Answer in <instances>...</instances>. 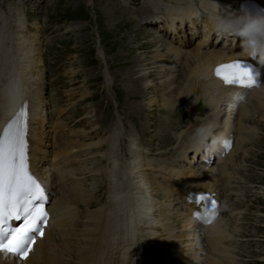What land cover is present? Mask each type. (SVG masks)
Masks as SVG:
<instances>
[{
  "label": "bare ground",
  "instance_id": "bare-ground-1",
  "mask_svg": "<svg viewBox=\"0 0 264 264\" xmlns=\"http://www.w3.org/2000/svg\"><path fill=\"white\" fill-rule=\"evenodd\" d=\"M239 1H144L158 18L147 29L154 34L148 41L151 47L142 46L155 56L135 60V69L129 64L127 73L138 69L137 76L130 79L132 83L141 80L148 90L151 78H156L150 69H155L162 90L172 94L163 102L148 96L147 104L160 105L168 115L182 107L199 124L186 127L176 120L172 124L170 119L166 133L170 126L174 129L170 140L163 137L161 146L168 145L156 152L144 150L131 129L132 135L125 137L126 127L118 117L107 130L97 117L94 125L98 124L96 130H102L105 137L94 143H78L70 135L64 142L62 115L66 108L58 109L57 117L50 114L44 72L38 73L43 58L40 27L34 24V32L29 31L15 4L0 10V130L8 104L27 100L29 163L46 190L53 213L35 257L21 263L0 255V264H131L138 253H144L147 264H234V240L245 216L242 210H229L226 219L220 212L215 224L205 229L191 217L192 206L183 201L190 194L194 198L203 193L225 202L227 208L229 203L240 204L253 188L247 181L250 177L246 180L243 174L251 168L246 161L254 157V148L260 149L262 144L258 136L264 134V86L234 95L231 88L219 89L221 82L213 75L217 64L242 59L235 29L225 26L228 34H222L214 25L222 16L232 21V10ZM254 1L264 8V0ZM205 24L208 32L204 37ZM188 35L191 41L185 42ZM233 46H237L236 53L230 51ZM260 58L264 71V51ZM139 87L135 83V89ZM238 95L245 98L238 100ZM50 116L54 117L52 124ZM223 131L228 139L232 133L234 144L218 159L212 150L217 149ZM86 178L90 182L87 188ZM259 195L264 197V191Z\"/></svg>",
  "mask_w": 264,
  "mask_h": 264
},
{
  "label": "rangeland",
  "instance_id": "rangeland-1",
  "mask_svg": "<svg viewBox=\"0 0 264 264\" xmlns=\"http://www.w3.org/2000/svg\"><path fill=\"white\" fill-rule=\"evenodd\" d=\"M144 1L0 0V10H5L12 4L17 6L29 31L34 32V24L40 27L38 30L42 36L43 58L42 67L38 69V73L44 72L46 99L51 103L47 102L50 114L53 113V116L57 117L56 111L66 108L64 114H60V116L63 114L62 118L65 119H62L65 121L64 128L66 129L64 142L70 140L69 135L75 142L85 144L94 143L105 137L104 134H100L102 130H96L98 124L94 125V123H96L97 117V122L101 120L105 130L111 126L112 121L117 122L118 117L126 127L125 137L132 135L129 132L133 130L138 135L144 150L153 148L155 152L168 145L161 146L162 141L165 140L163 137L171 136L174 129L173 126H170L166 133L170 119L172 124L177 122L186 124V127L190 124L199 127V124L187 116L182 107H179L177 112L168 115L160 105L147 104L148 96L153 97L156 101L161 99L163 102L166 97L168 98L172 94L162 90L159 81L156 80L159 75L155 69H150L155 71L156 74L153 71L152 74H155L156 78H151L153 82L150 87L152 88L148 90L144 89L141 80L138 82L134 80V83L131 81L137 76L136 70L138 69L134 73L131 69L130 75L127 73L131 66H135V60L148 61L150 57L155 56L154 52L150 54L142 46L151 47L148 41L153 38L154 34H150L147 29L149 24L158 18L155 16V12L150 10V3L147 7ZM106 11L109 12L113 20L108 18ZM117 20L119 22H113ZM132 27H135L134 32H131ZM179 35L183 40L182 35L178 34V37ZM187 39L191 41V36L184 37L185 42ZM169 42H172V39ZM162 49L160 48V52H164ZM129 64H131L130 67ZM69 71L74 73L73 76ZM144 79L148 80L149 78ZM135 83L141 88L135 89ZM125 88L129 92L125 91ZM135 96L136 99H133ZM251 106H253L252 103ZM53 116L48 117L51 124ZM60 116L57 121L61 120ZM160 121L163 123L162 128L159 127ZM51 133L55 134L52 129ZM159 133L162 135V140H160ZM73 135H76V140L72 137ZM258 137L262 141L260 149L254 148V157L246 161L249 166L251 165V168L248 170L249 172L243 174L246 180L250 177L248 182L253 183L252 193L243 197L240 204L229 203L226 208L223 202L224 206L221 210L223 216L226 215L224 219L230 216L229 210L232 211V209L236 212L242 210L241 212L245 214L240 226L242 228L234 240L236 248L233 252L237 258L234 264H264V197L259 195L261 190L264 191V134ZM247 148L250 149V146ZM89 164V167H92V164ZM88 184L90 182L87 180L86 188ZM230 229L234 230V227H230ZM237 239L245 241L238 243Z\"/></svg>",
  "mask_w": 264,
  "mask_h": 264
},
{
  "label": "snow or ice",
  "instance_id": "snow-or-ice-1",
  "mask_svg": "<svg viewBox=\"0 0 264 264\" xmlns=\"http://www.w3.org/2000/svg\"><path fill=\"white\" fill-rule=\"evenodd\" d=\"M240 14L249 21L264 22V9L245 7ZM253 27V25H249ZM259 37L247 34L246 43L252 49L251 56L257 58L256 47ZM215 78L225 87L252 91L264 86L259 79V72L247 61L233 60L218 64L213 72ZM238 95V100H243ZM27 103H23L15 117L0 131V255L11 256L24 261L32 251L36 236H43L42 225L47 224V194L39 179L32 173L29 164ZM232 141L224 142V151L230 150ZM197 203L207 201L203 216L211 224L215 219L217 201L214 197L200 194ZM15 219L21 221L19 226H10Z\"/></svg>",
  "mask_w": 264,
  "mask_h": 264
},
{
  "label": "water",
  "instance_id": "water-1",
  "mask_svg": "<svg viewBox=\"0 0 264 264\" xmlns=\"http://www.w3.org/2000/svg\"><path fill=\"white\" fill-rule=\"evenodd\" d=\"M201 105H202V104H200V107H199V109L202 107Z\"/></svg>",
  "mask_w": 264,
  "mask_h": 264
}]
</instances>
